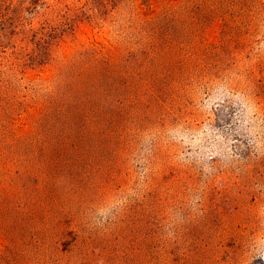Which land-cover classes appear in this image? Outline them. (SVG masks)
<instances>
[{
    "label": "rangeland",
    "instance_id": "rangeland-1",
    "mask_svg": "<svg viewBox=\"0 0 264 264\" xmlns=\"http://www.w3.org/2000/svg\"><path fill=\"white\" fill-rule=\"evenodd\" d=\"M0 264H264V0H0Z\"/></svg>",
    "mask_w": 264,
    "mask_h": 264
}]
</instances>
